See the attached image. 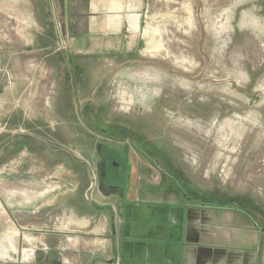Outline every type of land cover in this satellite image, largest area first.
<instances>
[{
	"label": "rangeland",
	"instance_id": "374dc122",
	"mask_svg": "<svg viewBox=\"0 0 264 264\" xmlns=\"http://www.w3.org/2000/svg\"><path fill=\"white\" fill-rule=\"evenodd\" d=\"M39 9L0 0V264H23L29 197L43 230L70 226L107 173L264 230V0H143L137 27L80 54Z\"/></svg>",
	"mask_w": 264,
	"mask_h": 264
},
{
	"label": "crops",
	"instance_id": "0c3cea01",
	"mask_svg": "<svg viewBox=\"0 0 264 264\" xmlns=\"http://www.w3.org/2000/svg\"><path fill=\"white\" fill-rule=\"evenodd\" d=\"M39 4V12L56 11L70 48L78 54L94 53L97 42L106 45L107 38L137 27L143 10V0ZM145 186L133 191L122 184L103 187L106 195L98 187L93 208L73 213L70 226L62 227L55 218L56 228L46 231L48 221L39 218L41 208L34 205L38 200L29 197L32 205L22 208L23 264H264V230L256 229L248 213L192 199L167 183L163 190L173 188L176 197H162L159 186Z\"/></svg>",
	"mask_w": 264,
	"mask_h": 264
},
{
	"label": "flooded vegetation",
	"instance_id": "af4514ba",
	"mask_svg": "<svg viewBox=\"0 0 264 264\" xmlns=\"http://www.w3.org/2000/svg\"><path fill=\"white\" fill-rule=\"evenodd\" d=\"M100 160H101V163H100V165L101 166H103V167H105V170H106V168H107V166H108V159H107V157L104 155V154H101L100 155ZM111 163V162H110ZM108 175V173L105 175L106 176V178H107V182L109 183V185L110 186H108V185H106L105 184V186L106 187H104V188H106V189H115V188H117L116 186H111L112 184H111V180L109 181V176H107ZM101 182H103V179H102V181ZM118 189V188H117Z\"/></svg>",
	"mask_w": 264,
	"mask_h": 264
},
{
	"label": "water",
	"instance_id": "95a60500",
	"mask_svg": "<svg viewBox=\"0 0 264 264\" xmlns=\"http://www.w3.org/2000/svg\"><path fill=\"white\" fill-rule=\"evenodd\" d=\"M16 137H26V138H31V137L28 136V135H19V134L15 135V138H16ZM61 153L65 154L69 159H71L70 156H69L67 153H65V152H61ZM71 160H72V159H71ZM101 170H104V167H103V166H101ZM102 173H103V172H102ZM103 176H104V174H103Z\"/></svg>",
	"mask_w": 264,
	"mask_h": 264
},
{
	"label": "bare ground",
	"instance_id": "6f19581e",
	"mask_svg": "<svg viewBox=\"0 0 264 264\" xmlns=\"http://www.w3.org/2000/svg\"><path fill=\"white\" fill-rule=\"evenodd\" d=\"M20 21V20H19ZM13 34V33H12Z\"/></svg>",
	"mask_w": 264,
	"mask_h": 264
}]
</instances>
